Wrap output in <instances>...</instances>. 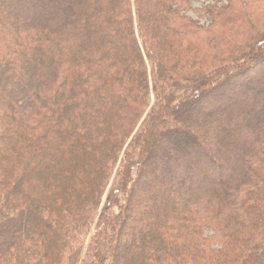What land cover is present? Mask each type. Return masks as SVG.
Segmentation results:
<instances>
[{
  "label": "trees",
  "instance_id": "trees-1",
  "mask_svg": "<svg viewBox=\"0 0 264 264\" xmlns=\"http://www.w3.org/2000/svg\"><path fill=\"white\" fill-rule=\"evenodd\" d=\"M195 1L0 0V264H264L263 2Z\"/></svg>",
  "mask_w": 264,
  "mask_h": 264
},
{
  "label": "rangeland",
  "instance_id": "rangeland-1",
  "mask_svg": "<svg viewBox=\"0 0 264 264\" xmlns=\"http://www.w3.org/2000/svg\"><path fill=\"white\" fill-rule=\"evenodd\" d=\"M261 2H263L262 3V5H259L261 8L262 7H264V0H262ZM224 3V2H223ZM223 3H221L220 5H222ZM209 4H214V2H212V1H210V0H197V1H195L194 3H193V8L194 9H196V10H200V9H202L203 7H205V6H207V5H209ZM260 8V9H261ZM258 12H260V11H258ZM4 12L2 13V16H4ZM188 16L190 17V18H193V19H197V15L195 14V13H188ZM0 22H1V18H0ZM205 20H201V23L202 24H205ZM8 30H10L9 28H8ZM3 72V71H2ZM5 73V72H4ZM26 88V87H25ZM204 111H206V110H204ZM207 111H209V109L207 108ZM194 120H195V118H193ZM261 130H264V127H262L261 128ZM2 131L0 132V137L2 136ZM228 172H229V169H228ZM227 174L229 175V173H226L225 175L227 176ZM174 184V183H173ZM175 191V190H174ZM142 191H139L138 192V196L140 197V198H143L144 196H146L144 193H141ZM161 192V191H160ZM175 195L172 197V199L170 198V196H167V197H165L164 198V202H158V194H159V190L158 189H156L155 190V192H152V194L151 193H148V196L150 195L151 197H153L154 198V201H153V205H157V206H160V208L161 207H168V206H170L171 204H172V202H174V201H176L177 202V204H179L178 202H179V198H181V197H183L182 195H181V193L179 194V192L177 193V191H175ZM169 198H170V200H172L171 202H169ZM144 199V198H143ZM159 204V205H158ZM1 224V223H0ZM5 230H2V232H4ZM4 234H5V232H4ZM227 252H230V251H228L227 250Z\"/></svg>",
  "mask_w": 264,
  "mask_h": 264
}]
</instances>
